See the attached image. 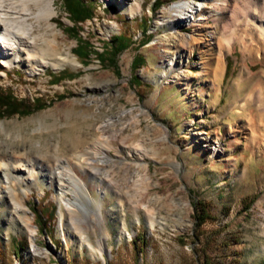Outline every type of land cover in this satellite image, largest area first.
Segmentation results:
<instances>
[{
	"label": "rangeland",
	"instance_id": "obj_1",
	"mask_svg": "<svg viewBox=\"0 0 264 264\" xmlns=\"http://www.w3.org/2000/svg\"><path fill=\"white\" fill-rule=\"evenodd\" d=\"M49 1L51 20L27 19L34 48L0 55V91L40 100L0 118V163L33 172L1 165L0 264H264V43L243 25L226 43L236 0H87V60L62 0ZM119 35L128 47L113 68L95 54ZM44 39L73 63L29 61ZM60 189L84 205L78 220ZM196 201L211 217L201 225ZM51 207L39 231L33 211Z\"/></svg>",
	"mask_w": 264,
	"mask_h": 264
},
{
	"label": "bare ground",
	"instance_id": "obj_2",
	"mask_svg": "<svg viewBox=\"0 0 264 264\" xmlns=\"http://www.w3.org/2000/svg\"><path fill=\"white\" fill-rule=\"evenodd\" d=\"M120 1L121 4L125 3L124 0ZM224 2L225 5H227L226 0ZM29 4L33 5L35 12L32 11V9L29 7ZM137 7L139 8V5ZM189 8L194 10V6H189ZM232 8L230 13L232 20H228V28H231L230 30L232 38H228L226 43L230 44L231 42L240 39V35L237 34L235 30L236 27L238 28L241 25H243L245 29L248 27L252 28L254 30V38L259 42L262 40L264 43V0H236V3ZM53 15L54 10L49 0H0V46L5 49V51L1 52L0 55L3 57L12 55V49L15 50V47H17L16 44H18L20 47H23L25 50L27 48L33 49L36 40L34 36L30 35L32 27L29 23H27V19L33 18L36 21L45 19L49 21L53 18ZM198 15L199 20H202L204 18L202 16H206V13L204 14L203 12ZM181 20H186V18L183 17ZM43 45V47L40 46L37 54L33 52V56L31 55L32 57L29 58V61L40 59L39 61L41 63H44L53 69H57L58 65H67L73 63V60L69 58L70 54H63L61 49H59L56 45L55 41L48 42L46 39H44ZM36 55H38L40 58ZM42 55L46 58L42 57ZM25 60L29 62L28 58H25ZM91 153V150L85 149L83 152L78 153L75 156L78 160H83L84 156ZM1 165L2 164L0 163V168ZM2 166L10 167L13 170H28L26 172L27 175H31L33 173L26 164L15 162L13 164L6 163ZM68 172L73 176V185H75L77 188H80V185L82 184L85 187V185L71 170V168L68 170ZM63 194V189H60V207L63 206L67 212L72 214V219L78 220L76 210L79 209L78 207L83 209L84 205L79 202L78 198L76 197L78 195L75 193H73L72 199H64ZM31 232L33 233V231ZM98 244H100V242H98ZM88 247L90 248L89 245ZM99 256H101V252H99Z\"/></svg>",
	"mask_w": 264,
	"mask_h": 264
},
{
	"label": "trees",
	"instance_id": "obj_3",
	"mask_svg": "<svg viewBox=\"0 0 264 264\" xmlns=\"http://www.w3.org/2000/svg\"><path fill=\"white\" fill-rule=\"evenodd\" d=\"M159 2L160 0H154V4H156L157 7ZM62 3L65 12L68 14L70 21L73 23L72 27H67L64 29L67 36L76 41V47L73 49V53L78 58L87 60L88 56L90 55L91 46L88 45L89 43L87 41H83L79 35V24L93 17V7L87 4V0H62ZM103 46H106V49L103 51L104 53H96V57L100 62H108L111 67L116 68L118 56L128 47L126 40L121 35L114 36L109 42L104 43ZM139 60L140 57H135L132 60V69H137L140 67V65H138ZM136 80L137 79L134 78L135 82L131 83L137 84ZM33 102L34 104L30 106L26 102L14 98L11 93H4L0 91V118L12 117L14 115L27 116L40 106L39 99H35ZM194 207L196 211L195 218L198 225H201L206 220L211 219L204 202L196 201ZM40 211H37L36 209L33 211L36 226L39 231L47 233V227L43 219H51L54 215L55 209L51 207L50 211L44 212L43 209ZM132 245L135 250L142 254L143 247L145 245L144 238L136 235L134 241H132ZM20 251L21 248L17 243L16 247H14V255L18 257ZM135 264L138 263L136 262Z\"/></svg>",
	"mask_w": 264,
	"mask_h": 264
}]
</instances>
